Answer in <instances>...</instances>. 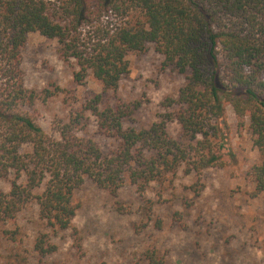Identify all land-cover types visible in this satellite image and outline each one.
<instances>
[{
	"label": "trees",
	"instance_id": "trees-1",
	"mask_svg": "<svg viewBox=\"0 0 264 264\" xmlns=\"http://www.w3.org/2000/svg\"><path fill=\"white\" fill-rule=\"evenodd\" d=\"M35 32L57 41L61 60L74 61L77 83L90 76L102 91L115 92L129 72L128 55L147 45L185 83L165 98L170 112L147 129L124 128L135 106L101 109L96 95L47 134L30 109L52 94L27 89L21 68L27 36ZM226 105L258 151L249 170L256 198L264 192V0H0V178L12 176L9 191H0V235L16 242L17 216L34 203L45 227L73 230L81 250L72 220L85 179L114 197L127 180L143 195L180 167L199 180L229 153ZM90 117L95 134L112 142L107 151L85 132ZM172 123L180 138L169 133ZM33 251L45 258L57 247L42 233ZM145 258L163 264L153 250Z\"/></svg>",
	"mask_w": 264,
	"mask_h": 264
},
{
	"label": "rangeland",
	"instance_id": "rangeland-1",
	"mask_svg": "<svg viewBox=\"0 0 264 264\" xmlns=\"http://www.w3.org/2000/svg\"><path fill=\"white\" fill-rule=\"evenodd\" d=\"M127 61L129 72L117 90L104 92L90 76L75 82L77 67L74 61L60 59L56 40L37 32L28 34L21 54L24 85L52 94L48 99L42 96L30 112L47 134H54L56 122L67 120L70 112L99 95L101 109L135 106L124 128H149L170 112L163 102L176 95L185 75L165 66L153 45L128 55ZM224 112L229 153L223 154L218 165L204 170L199 180L180 167L172 179L150 184L143 195L127 180L114 197L85 179L74 195L78 209L72 220L81 250L73 245V230L53 233L45 227L33 203L17 216L16 242L0 235V264H149L145 254L150 250L163 264H264V192L251 197L254 184L249 176L258 151L247 126L237 127L232 108L226 105ZM167 129L180 138L176 123ZM85 132L104 151L111 147L110 140L95 134L92 117ZM11 180L12 176L0 178L1 192L9 191ZM155 220L161 221L160 227ZM6 228L14 229L10 224ZM42 233H48L57 247L55 254L45 258L33 251Z\"/></svg>",
	"mask_w": 264,
	"mask_h": 264
}]
</instances>
